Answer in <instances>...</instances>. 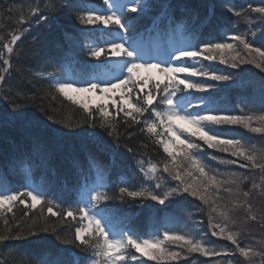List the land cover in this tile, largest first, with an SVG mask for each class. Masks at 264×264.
I'll list each match as a JSON object with an SVG mask.
<instances>
[{"label":"snow or ice","instance_id":"obj_1","mask_svg":"<svg viewBox=\"0 0 264 264\" xmlns=\"http://www.w3.org/2000/svg\"><path fill=\"white\" fill-rule=\"evenodd\" d=\"M224 7L234 17L232 24L219 38L209 34L203 40L197 33L211 23L215 8L208 6L201 17L187 0H101L99 5L91 0H30L26 12L11 6L5 9L15 28L7 38L0 34V86L11 75L14 52L16 57L22 54L17 42L34 25L48 24L59 15L77 25V31L63 35L71 50L67 64L79 63V67L71 72H37L36 76L52 81L47 90L13 93L4 88L6 94L0 99L6 106L0 110V121L24 126L38 142L43 138L52 142L57 134L64 138L83 134L91 141L89 149L94 146L97 152L110 154L113 163L123 149L135 160L142 177L139 185L122 181L113 191L106 181L108 166L89 150L88 163L96 178L85 176L78 198L71 202L58 203L33 183L12 188L0 180V222L4 225L0 248L38 231H51L61 245L76 250L61 248L47 261L25 255L17 264H187L192 254L219 258L214 264H233L230 257L237 253L243 258L238 264H264V235L256 239L249 227L264 228V148L224 130L242 127L264 134V112L217 106L216 90L240 81L234 73L212 67L239 69L251 64L264 72V46L255 42L256 21L264 29V3L238 9L232 0H225ZM14 10L18 18L13 17ZM145 20L148 23L142 26ZM238 22L247 29L240 31ZM186 32L192 33L191 41L151 42L153 35L170 41ZM260 35L264 44V31ZM85 51L93 60L77 61L78 53ZM205 62L211 63L205 66ZM57 95L79 108L83 120L73 121L70 116L57 120L49 115L44 100ZM29 103H36L51 123L32 125ZM82 125L102 132L89 133ZM137 126L162 149V159L138 158L133 147L122 143ZM73 166L80 167L79 161L74 159ZM257 194L262 198L259 204L255 203ZM190 198L199 201L196 212L206 215L208 231H202L203 223L189 213L190 225L184 229L166 223L162 232L157 227L141 233L118 221L108 203L132 200L141 206L144 201L166 205ZM51 218L55 225H49ZM209 233L230 241L234 248L218 249L208 239ZM242 237L245 246H241ZM16 251L6 249L7 254ZM0 264L10 262L5 259Z\"/></svg>","mask_w":264,"mask_h":264},{"label":"trees","instance_id":"obj_2","mask_svg":"<svg viewBox=\"0 0 264 264\" xmlns=\"http://www.w3.org/2000/svg\"><path fill=\"white\" fill-rule=\"evenodd\" d=\"M1 1V0H0ZM3 1V0H2ZM5 2L0 3V34H4L5 38H7V33L13 31L15 27L14 22L9 23V18L5 13V9L8 7H13L15 10H21L23 12L27 11V4L30 0H4ZM190 6H200L202 11H207L208 6H213L215 8V17H219L220 19H225L230 16L231 19H234L232 13L228 11L227 8L224 7V2L221 0H187ZM13 11L12 15L15 18H18L16 15V11ZM65 20L68 24L71 23L70 20L67 19L65 15H59L55 19L51 20L48 24H44L40 27H36L35 25L32 28V31L29 32L28 41L24 43L23 46L19 47V51L22 53L20 57H16L15 53L13 56L14 66L11 72L10 77L6 76V82L4 86H0V97H3L6 93L4 88H11L13 93L24 91L27 93H31L36 89H49V85L44 80H40L36 78L33 74L34 69H40L39 67H46L49 64V59L47 56L42 55L43 52L49 51L50 45L53 43L54 38L56 39L58 35V30L60 27V23L57 20ZM258 21H256L257 23ZM259 23V22H258ZM240 31H245L247 26L244 23L240 22V26L238 27ZM35 37V39H33ZM261 35H257L256 37V45L264 46L261 43ZM63 98H60L59 95L56 96V99H52L50 96L44 100V106L48 110L49 115H54V118L59 120L65 117L70 116L73 121L75 120H83L78 115L83 114L79 108L71 106L70 104L62 101ZM5 101L0 99V110L5 107ZM28 115L30 117L32 125H36L38 122H46V117L43 112L40 111V107L36 103H29L27 106ZM11 110V109H10ZM83 117V116H82ZM37 118L38 121H37ZM84 118V117H83ZM43 126V124H41ZM85 128L91 129L92 131H99L100 129H92L88 125H82ZM54 127H60L59 125H55ZM139 127L133 128L132 137L128 139H124L122 143L127 144L129 147H133L136 151V154H140L143 156H149L153 161H158L163 158L164 154L162 149L159 146H153L150 140L146 137L145 134L139 131ZM20 132L26 133V138H28L29 143L25 146H20V140L18 141V137L21 134ZM46 139V138H45ZM30 141H33L32 143ZM147 145V147H144ZM38 147V148H35ZM30 149L37 150L40 154V157H45L47 159H55L56 152L52 150L49 146H47V139L45 143H40L34 139V137L29 134V132L25 131V127L21 126L18 123L9 121L2 122L0 121V159H4L8 154L12 153L16 156V159L19 160V155L21 152L30 151ZM43 150L41 152L40 150ZM123 158L121 160L116 159V170L117 173L123 174L131 184L137 183V178L133 172L134 170V162L135 160L132 158L130 154L124 152ZM9 168L7 167L5 170H0V178L8 175ZM257 177L258 174H257ZM258 180V179H257ZM247 190V189H245ZM261 197L259 194L256 196L255 203L259 204L261 201ZM131 201V200H130ZM133 202V208L130 206L125 207L127 215L132 219L134 224L145 223V214L146 205L145 201L143 206L138 205ZM127 202L123 203L126 205ZM175 209V213L179 215V218L173 219V224L180 225L182 223L180 229H184L186 225H190L189 213L192 214V219H198L202 221L204 224V231H208L207 229V218L203 213L196 212V206L199 204V201L195 200V198H190L187 201H172L168 202ZM179 205V206H178ZM17 217H20V210H16ZM30 223V221H27ZM49 225H55L56 222L54 218L49 220ZM59 229V225H57ZM249 227L252 229L255 234L256 239H260L262 235H264V228H260L255 224H250ZM4 225L0 222V231H3ZM208 239L211 240L215 246L220 248H234L231 245L230 241L223 240L221 238L212 237L209 233ZM247 241L242 237L241 238V246H245ZM51 247L54 248L57 252L59 249L63 248L65 251H76L72 249L71 246L61 245L58 241L56 234L49 232H40L35 236H30L28 239H22L20 241H8L5 243L3 248H0V260L7 259L10 264H17L22 256L36 257V253L42 249L43 247ZM13 248L17 250L14 253L7 254L6 249ZM219 258H212V260L201 256L200 254H192L187 257V264H207L208 262L214 263ZM232 259L233 264H238L243 258L239 256L237 253L235 256L230 257ZM152 264V261H150ZM181 264H184L182 261Z\"/></svg>","mask_w":264,"mask_h":264},{"label":"bare ground","instance_id":"obj_3","mask_svg":"<svg viewBox=\"0 0 264 264\" xmlns=\"http://www.w3.org/2000/svg\"><path fill=\"white\" fill-rule=\"evenodd\" d=\"M56 41L58 42V40L56 39ZM23 135H20L18 137V141L20 140V146H25L29 143L28 138H26V133L25 132H20ZM31 143L33 141H30ZM40 143H45L46 139L43 138L39 141ZM57 149L59 151H61L63 154H67L70 151V147L68 145H60L57 147ZM19 161L16 159V156L12 153L8 154L4 159H0V170H5L7 167L12 168L13 170H17L18 165H19Z\"/></svg>","mask_w":264,"mask_h":264},{"label":"rangeland","instance_id":"obj_4","mask_svg":"<svg viewBox=\"0 0 264 264\" xmlns=\"http://www.w3.org/2000/svg\"><path fill=\"white\" fill-rule=\"evenodd\" d=\"M78 116H81L80 118H81V119H83V117H82V116H83V114H81V115H78Z\"/></svg>","mask_w":264,"mask_h":264}]
</instances>
